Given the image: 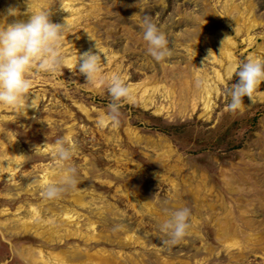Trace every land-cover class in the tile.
<instances>
[{
  "label": "rangeland",
  "instance_id": "obj_1",
  "mask_svg": "<svg viewBox=\"0 0 264 264\" xmlns=\"http://www.w3.org/2000/svg\"><path fill=\"white\" fill-rule=\"evenodd\" d=\"M13 2L16 16L26 20L30 15L26 0ZM62 3L66 10L59 0H30L29 6L36 11L49 7L50 14L58 10L60 19L72 17L61 55L74 54L80 38L88 37L87 30L103 52L100 75L119 74L129 86H136L137 98L122 99L118 123L100 128L96 120L110 102L106 89L84 83V75L67 65L55 74L29 70L31 90L39 96L38 109H27L24 115L0 105V264H28L20 253L25 245L42 249L45 258L39 264L50 261L48 250L70 263L93 259L98 264H180L184 260L264 264V95L259 94L264 84L254 89V102L250 104L248 98L243 111L226 109L227 89L239 79L234 74L238 65L251 57L258 44L264 50V0ZM145 15L169 37V55L161 61L148 55L141 43ZM244 16L257 24L247 29ZM225 31L235 41L237 65L225 82H219L210 114L200 115L201 101L193 111L175 106L179 90L174 82L179 78L195 86L206 70L212 79L213 67L224 70L211 61L202 64V55L210 44L212 53L220 56ZM248 35L254 37L251 44ZM89 49L97 51L93 45L85 50ZM145 80L158 88L150 90L147 108L139 97ZM167 87L170 95L165 93ZM161 104L171 107L165 113L155 112ZM81 105L89 108L88 114ZM66 135L75 146L71 163L76 183L58 197L46 199L41 186L48 182L42 175L48 170L57 173L59 167L49 149L43 147L35 154L33 146L46 142L51 148ZM167 142L176 151L165 160L159 153ZM222 168L242 181H253L257 188L229 193ZM31 204L39 216L30 217ZM177 207L189 209L186 234L175 245L161 244L164 237L158 225ZM230 216L251 238L241 249H232L220 238V219ZM23 219H28V226H23Z\"/></svg>",
  "mask_w": 264,
  "mask_h": 264
},
{
  "label": "clouds",
  "instance_id": "obj_2",
  "mask_svg": "<svg viewBox=\"0 0 264 264\" xmlns=\"http://www.w3.org/2000/svg\"><path fill=\"white\" fill-rule=\"evenodd\" d=\"M26 2L28 11H30L26 20L0 23V105L24 115H27V109L36 110L40 107L37 93L31 90L32 81L28 78L29 70L55 74L61 67H66L67 61L61 55V44L65 33H70L68 30L71 28L66 17L63 23L51 22L49 7L36 11L30 8V0ZM59 6L66 10L62 0H59ZM16 12L15 8H8L5 15L15 16ZM140 27L142 28L141 39L146 45L148 55L156 61H161L168 56L169 37L147 15L144 16ZM85 31L88 38L94 41L93 47L97 51L89 49L78 53L75 58V69L84 75V83L93 86L102 85L110 97L105 113L96 120L97 126L103 128L109 123L115 126L119 118V102L122 99L131 101L130 87L119 74L100 75V53L103 52L98 47V42L87 30ZM211 59L212 51L209 50L202 59V64ZM104 61L107 62L106 56H104ZM234 74L239 79L227 89L229 102L226 109L243 111L242 97L247 96L250 104L253 103V91L261 81H264V61L248 57L238 65ZM199 83L197 80L198 85ZM29 93L32 95L29 96ZM45 146L46 142L34 145L32 153L39 154L41 148ZM74 151L75 146L68 136H61L55 140L49 152L56 161L59 171L54 180L41 186L42 197L54 199L66 188H71L76 183V168L71 163ZM189 216L190 212L187 207H177L171 211L158 225L164 237L161 239V244L175 245L181 240L189 227Z\"/></svg>",
  "mask_w": 264,
  "mask_h": 264
},
{
  "label": "bare ground",
  "instance_id": "obj_3",
  "mask_svg": "<svg viewBox=\"0 0 264 264\" xmlns=\"http://www.w3.org/2000/svg\"><path fill=\"white\" fill-rule=\"evenodd\" d=\"M15 3L13 2V0H0V23L3 24H7V23H11L14 20H19V17L15 16H10V15H5L6 10L8 8H14ZM65 7H68V2L66 3ZM79 12V9H75ZM50 16H53V19L51 20V22H55V23H63L64 22V18L60 19V13L59 11H53ZM74 17V16H73ZM24 18V16L22 15V17H20V19ZM68 19L69 23L72 20L71 18H66ZM225 23L228 26L230 24L229 20L225 19ZM244 24L246 25V28L249 29L250 25L254 26L257 24V21L253 18H250L249 16H244ZM108 29L112 30L113 27L112 25L108 27ZM241 29H238V31H240ZM213 36V35H212ZM214 37V36H213ZM224 47L220 50V56H218L216 53H212V59L209 60L213 63H218V65L222 66L224 68L223 71H221L219 68L217 67H213L214 68V74H215V78L212 79L211 78V73L209 74V70H206L204 75L206 74V76L204 77V79H202L201 76H198L197 80H199V85L196 83L195 86H193L191 83L193 82H189L188 80H182L181 78H179L177 81H175V87L178 91L177 93V97L174 98L173 104L176 105H185L184 107H182L183 109H191V111L195 110L196 108V104L197 101H201L202 103V112L200 113H206V114H210V111L212 110V104H213V95L217 94L219 92V82L223 81L225 82V78L229 77L232 75V72L235 70L236 68V57L234 55V52L232 50V48L235 45V41H233L232 37L230 35L227 34V32H224ZM248 38V43L251 44L254 42V37L251 35L247 36ZM141 43L146 47V45L144 44L143 41H141ZM94 44L93 40H90L88 37H82L80 38L79 42H78V49L74 54H71L70 56H65V60L67 61V65L70 66H75V58L77 57L78 53L82 52V50H85L87 48H90L92 45ZM205 48L208 50L207 52L203 53L202 58H204L209 50L213 51L212 46L209 44L208 46H205ZM81 50V51H79ZM193 51H195L196 53H198L199 51H197V49L194 47L192 49ZM252 58H255L257 60H264V50L262 49V45L258 44L257 48L255 49L254 52H252L251 54ZM225 59V60H224ZM202 79V81H200ZM155 81V79H154ZM155 84V85H154ZM154 84H148V81H144V83L142 84V90L140 92V99L142 100V105L147 108L148 106V102L151 99V93L150 90L151 89H155L157 88L156 83ZM261 85L264 84V81L260 82ZM130 91H131V99H136L137 95V88L136 86L130 85ZM158 89V88H157ZM194 92V97L191 98L192 93ZM166 95L169 93H171L170 89L167 87L165 90ZM188 93H191L190 96H187ZM261 96L264 95V91H260L259 93ZM39 97V96H38ZM191 99V102L189 103ZM248 102V97L247 96H243V100L242 103L245 104ZM82 110L84 112H86V114L89 113V108L81 105ZM170 105H159L157 107V109H155V112H167L170 109ZM244 108V107H243ZM30 110V109H28ZM102 115V114H101ZM131 132H133L131 130ZM67 136V135H66ZM69 136V134H68ZM50 146V145H49ZM48 145H46L44 148L46 149H50ZM16 156L19 160V156H20V152L18 149H16ZM175 148L171 145L170 142L165 143V147L164 149L159 153L162 155V157L167 160L169 159L172 154H174L175 152ZM17 166L13 167V169H15ZM52 170H48L45 171V173H43L42 175V179L44 180V182H50L51 180L56 178V174L55 172H51ZM239 172L242 173L241 170H239ZM52 174L54 177H52ZM244 174L248 175V173L246 171H244ZM222 180L225 183V186L227 188V190L229 191V193H236V192H240V191H244V190H255L257 188L256 184L253 181H242L240 179H238L235 175H233L232 173L228 172L227 169L222 168ZM248 182V184H246ZM248 202L249 203H253V198H248ZM143 203H146L145 200L143 199ZM248 203V204H249ZM250 205V204H249ZM30 209L32 210V215L30 216L31 218L33 216L37 217L39 216V210H37L36 206H34L33 204H31ZM68 216V213L66 214ZM30 220V219H29ZM23 226H28L29 222L28 219H23L22 220ZM220 227H219V234H220V238H222V240L227 243V246L231 247L232 249H241L242 246H245V244L248 242V240H250L251 238L249 237V234L247 232H242L241 229L236 226L234 224L233 218L232 216L230 217H226L224 219H220ZM21 255L23 258H25L27 260L28 264H39V261L43 257V251L42 249L38 248V249H31V247L29 245H25V248L23 247L21 250ZM47 257L49 258V260H53V262L48 261V260H44V264H98L95 263L93 261V259H91V261H89L88 259H79V260H75L74 262L70 263L67 262L63 256L59 253L53 252L51 250L47 251ZM180 264H193L191 261H180Z\"/></svg>",
  "mask_w": 264,
  "mask_h": 264
}]
</instances>
